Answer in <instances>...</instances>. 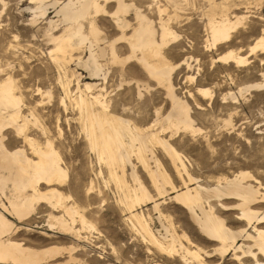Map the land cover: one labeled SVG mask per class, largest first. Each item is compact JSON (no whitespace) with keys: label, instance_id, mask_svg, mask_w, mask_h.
Here are the masks:
<instances>
[{"label":"rangeland","instance_id":"obj_1","mask_svg":"<svg viewBox=\"0 0 264 264\" xmlns=\"http://www.w3.org/2000/svg\"><path fill=\"white\" fill-rule=\"evenodd\" d=\"M68 1L46 0L44 14L38 10L41 5L35 0H0V85L10 77L15 86L14 95L20 100L18 124L26 127L24 135L41 148L51 143L66 173L64 179L51 185L41 183L37 189L42 194L57 190L63 206L73 207L78 213L73 230L66 233L53 220V216H63V210L39 201L34 205L30 222L24 226L30 231L20 233L18 240L35 249L82 248L84 251L75 255L82 264H184L179 254L164 253L153 247L131 218L125 203L126 191L117 180L122 178L128 187L134 188L131 166L123 170L119 166L109 167L107 160L88 141L90 115L102 113L95 97L100 96L107 104L109 115L129 121L140 131L152 130L156 134L161 132L159 125L156 128L158 120L172 110L166 84L150 77L139 61L116 63L110 46L115 44L116 54L122 61L131 55L130 42L140 26L137 13L152 24L158 42L159 24L169 26L176 38L163 46L161 53L172 68L170 80L174 95L190 108L194 132L167 130L159 134L160 138L181 156L189 178L203 187H212L216 181L241 172L249 174L246 182L264 186V54H250L251 47L264 32V0H125L132 6L126 15H121L127 23L125 28L116 24L114 0L108 4L106 0H97L101 6L106 5V13L96 15L91 11L87 20L81 21L83 34L94 42L93 50L100 57L97 59L103 72L97 79L78 64L89 59L90 42L79 47L73 44L66 56L57 52L58 40L75 32L77 26L65 23L61 15H56L59 9H52V5ZM158 8L165 11L158 13ZM213 11L216 18L224 14L232 22L244 18L230 39L215 48L210 47L211 34L207 27V14L210 16ZM90 23L99 31V42L91 36ZM98 48L107 50L104 57ZM231 51L245 57L247 63L238 65L219 59ZM202 89L208 94L201 93ZM0 111L10 115L15 112ZM18 135L16 129L2 131L0 148L3 145L13 153L22 150L26 157L37 161L25 138ZM152 152L159 169L171 181L166 190L171 191V186L183 189L188 176L178 174L171 157L160 146H152ZM137 161L131 157L134 172L152 200L136 206L134 212L143 216L152 232H162V225L171 224L184 247L199 250L202 264H238L232 252L221 254L217 251V242L202 236L184 207L170 199L172 195L157 196L150 176ZM149 166L155 170L153 161ZM154 201L159 203L158 211L154 210ZM1 202L6 204L5 200ZM257 206L264 208V202ZM218 212L230 230L252 231L236 220L233 211ZM79 217L88 228H82ZM50 225L56 227L50 228ZM261 226L264 223L258 225ZM76 230L84 238L83 242L76 240ZM68 257L64 255L57 262H65ZM247 259L242 260L244 264L254 263Z\"/></svg>","mask_w":264,"mask_h":264},{"label":"bare ground","instance_id":"obj_2","mask_svg":"<svg viewBox=\"0 0 264 264\" xmlns=\"http://www.w3.org/2000/svg\"><path fill=\"white\" fill-rule=\"evenodd\" d=\"M45 1L46 0H35L36 3L41 5L38 10H43L44 14L47 13V9L45 8L46 5L44 6ZM109 2L110 0H106V4ZM113 2L117 4V11L114 14L116 17V24L118 27L125 28L127 23H125L124 18H122L123 20L121 19V15H126L132 6L127 5L125 0H114ZM105 6L106 5L101 6L97 0H70L61 5L57 2L53 4L52 9L56 8L57 11L59 9L56 15H61L65 23L71 24V26H77L75 32L72 31L67 37H62L58 40L57 52L66 56L70 49H73V44L79 47V45L85 46L88 42V45L90 40L83 34L81 21L87 20L86 18L91 15V11L95 12L96 15L106 13ZM164 11L165 10L158 8V13ZM210 11H212L211 8ZM214 11L210 16L207 14V17H209L207 27L209 30L208 32L211 34L210 47L212 48L228 41L233 30L244 20V18H241L232 22V20L228 18L229 16H224V14H221L222 17L216 18ZM137 18L139 19L140 26L133 40L130 42L131 55L125 61H122L116 54L115 44L112 43V46H110L113 55L112 59L114 57L115 62H119V64L130 60L139 61L150 77L154 78L159 84H166L167 96L172 103V110L170 113L168 112L169 115L167 117L161 118V121L158 120L157 127L155 126L158 128L159 125L161 134H164L167 130L178 131L182 129L194 132L192 120L189 115L190 108L174 95L170 80L172 68L167 65L162 56L163 53H161L162 47L170 40H174L176 36L168 28L169 26L167 27L165 23L161 22L159 24L161 30L160 41L158 42L156 38L157 33L147 18L140 13H137ZM90 24L91 36L97 42L99 31L94 23ZM93 43L90 42V47L88 46L87 49V51L89 50V59L84 61L85 63L78 62V64H82L84 69L89 71V76L97 79L103 72V68L98 63L99 59L97 58L100 57L96 56L93 50ZM103 48H98L101 57H104L107 52V50L104 52ZM80 49L82 48L80 47ZM256 52L264 54V32L250 49V54ZM150 59H154L158 63L155 62L154 64ZM219 59L222 61L229 60L238 65L246 62L245 57H240L232 51L219 57ZM6 81L7 82L4 81V84L0 85V110L12 109L15 112H12L13 114L10 115L1 114L0 111V133L6 129H16L20 137L23 136L25 138V141L31 147L33 153L37 155L38 160L33 161L29 159L22 150L13 153L5 150L3 145L0 148V207L2 209V212L0 211V264H82L80 259L75 256L78 252L84 251L82 248L79 249L74 246H50L46 249H35L27 247L25 243L18 240L20 233L23 231H30L24 226L26 223L30 222V217L34 213V205L39 201H45L51 207L63 210L64 215L61 217L53 216V220H55L60 230L66 233L73 230V225L78 213L73 207L63 206L62 196L57 190L53 189L49 194H42L38 191L37 187L39 184L44 183L51 185L56 181L64 179L66 173L60 167L58 154L51 143L47 141L46 143L48 144L46 148H41L34 140L25 136L26 127L19 126L18 124L20 112L17 110L20 100L14 95L13 91L15 86L10 77L6 79ZM87 88L91 89L92 87L87 86ZM201 93L208 94L204 89L201 90ZM141 95L142 94H140V96ZM94 100L102 110V113H93L92 116L90 115V119L88 118L90 121V130L87 134L89 138L88 141L91 143L92 148L100 153L99 156L107 160L109 167L114 168L119 166L121 170H123L127 165L131 166V177L135 183V187H128L122 178H117V180L120 186L126 191L125 203L128 206L127 208H129L131 218L135 219L140 230L144 233L153 247L164 253L179 254L184 264H202L199 250L192 251L190 248L184 247L183 244L179 242L171 224L169 226L162 225V232L158 231L157 234H154L152 232L153 229L151 230L143 216L134 212L136 206L151 201L152 198L139 182L134 172V166L131 162L132 156L136 157L138 160L137 162L140 163L142 168L150 176L157 196L172 195L170 199L180 203L184 207L189 214L188 216L191 222L202 236L208 241H215L219 244V248L217 249L218 252L221 254L227 253L228 251L232 252L238 264H244L242 260L245 258L252 259L254 261L253 264H264L262 263V261H264V226L258 227V225L264 223V208H259L257 206L260 205L262 201L264 202L263 185V187L261 185L254 186L246 182L248 178H250L249 174L246 172L236 174L232 178L226 177L220 179L216 181L215 185L212 187H203L195 183V181L187 175L181 156L172 149L166 140L160 138V133L156 134L152 130L140 131V129H137L138 127H132L129 121L109 115L108 106L100 99V96L95 97ZM84 102L82 101V105H84ZM97 105L96 108L98 109ZM83 107L85 108V106ZM85 113L86 112H84V114ZM154 145L160 146L169 154L180 176L184 174L188 176V181H184L183 189L171 186V191L166 190V185H171V181L169 182L167 176L159 169L157 161L154 160L152 152V146ZM150 161H153L155 164V170H151L149 166ZM3 200L6 201V204L1 202ZM226 200L231 201L226 202ZM158 207L159 203L155 202L154 210L158 211ZM220 210L221 212L233 211L236 215V220L243 222L245 227L252 231H247L245 227V229H240L238 231L230 230L226 227L223 220L224 218L218 216L220 213L218 211ZM259 211L262 212L260 213ZM5 214H8L16 222L12 221ZM64 217L69 219L70 224ZM161 217L162 215H159V218ZM79 221L82 228H88L87 223L82 217H79ZM53 226L56 227V225H50V228ZM183 237L187 239L186 236L183 235ZM75 238L77 241H84V238L81 237V234L77 232V230L75 232ZM239 240L242 241L241 244H239ZM64 255L69 256L68 260L65 262H57V259Z\"/></svg>","mask_w":264,"mask_h":264}]
</instances>
